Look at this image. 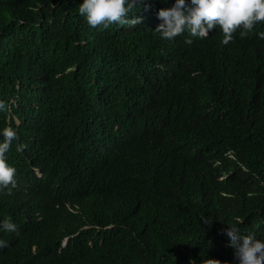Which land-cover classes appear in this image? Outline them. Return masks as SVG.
Segmentation results:
<instances>
[{"label":"trees","instance_id":"trees-1","mask_svg":"<svg viewBox=\"0 0 264 264\" xmlns=\"http://www.w3.org/2000/svg\"><path fill=\"white\" fill-rule=\"evenodd\" d=\"M82 2L0 0V129L16 128L43 170L94 169L87 187L98 202L89 220L69 201L50 204L13 252L24 259L73 235L78 264H238L222 229L264 238V56L214 54L187 32L162 39L156 13L174 0H142L127 14L140 23L107 28L86 22ZM107 121H132L122 130L139 136L140 164L154 169L96 180L102 166L87 149ZM77 126L88 135L81 159L68 156ZM22 193L0 196V220L31 213Z\"/></svg>","mask_w":264,"mask_h":264},{"label":"clouds","instance_id":"clouds-1","mask_svg":"<svg viewBox=\"0 0 264 264\" xmlns=\"http://www.w3.org/2000/svg\"><path fill=\"white\" fill-rule=\"evenodd\" d=\"M142 0H83L78 12L92 26L109 27L112 23L138 24L141 18L128 19L127 14L140 6ZM161 22L155 32L165 40H173L187 32L186 42L192 39L206 40L214 46V54H226L234 57L256 55L264 56V0H174L171 7L160 8L156 13ZM211 41V42H210ZM7 105L0 100V111ZM90 126L96 121H85ZM132 125L126 121L122 128ZM120 126H111L108 121L96 140L89 145V153L95 154L102 168L98 170L96 180H114L115 177L133 181L144 177L153 166L140 164L144 159L137 148L139 136L126 134ZM117 137H110L109 134ZM72 134L80 135L79 145L68 156L80 158L82 149L88 141L86 131L77 126ZM0 196H6L18 189H23L19 196L26 197L32 203V211L15 220L2 217L0 220V264H62L63 258L69 263L78 264L74 259L73 235L64 237L60 243H50L42 250L34 248V252L26 253L19 259L14 248L21 245V229L34 219L45 215L50 204L69 201L71 211L89 220L94 216L98 202L91 195V182L94 169L88 170L87 176L79 177L76 171L64 164H48L46 170L41 168L29 154L31 144L19 141L18 130L8 126L0 129ZM155 165V164H154ZM156 166V165H155ZM34 177L42 180L41 185L33 184ZM95 219V217H94ZM83 220V219H82ZM203 223L210 225L213 219L202 217ZM228 225V224H227ZM222 232L230 239L228 246L234 250L238 264H264V238H257L254 232L244 234L235 224L228 225ZM74 235H77L75 233ZM192 260L190 264H194ZM208 264H220L208 259Z\"/></svg>","mask_w":264,"mask_h":264}]
</instances>
